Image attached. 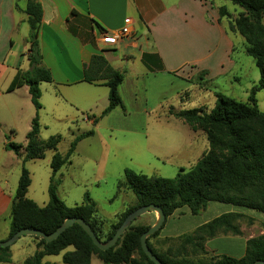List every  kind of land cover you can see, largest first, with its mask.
Segmentation results:
<instances>
[{
    "label": "crops",
    "instance_id": "crops-1",
    "mask_svg": "<svg viewBox=\"0 0 264 264\" xmlns=\"http://www.w3.org/2000/svg\"><path fill=\"white\" fill-rule=\"evenodd\" d=\"M32 1L40 4L43 10L37 39L42 67L52 75V83L40 85V140L41 129L46 127V111L50 108L60 119L69 123H74L77 117L68 114L64 104H70L81 111H91L83 122L96 129L102 122L98 118L101 116L104 119L110 114L103 115L109 105V88L101 83L90 84L84 81L85 66L94 56H103L114 70L124 74V81L119 88L123 102L129 92L136 94L139 87L146 92L157 80L169 83L183 80L190 86L181 93H175V97L171 95L169 102L194 99L192 109H204L206 112H210L216 105L215 91H212L216 88L214 82L237 69L238 61L234 55L235 38L239 34L229 30V21L235 19L241 11L232 13L229 1L226 0ZM27 3L28 0H0V241L9 239L13 199L22 168L29 162H23L26 137L37 114L28 86L9 91L17 73L30 69V26L29 16L25 12ZM222 7L228 10L230 17L220 16L219 10ZM127 20L132 21L131 38L119 41L114 46L105 45L101 34L117 33ZM46 95L52 97V103L46 102ZM174 105L175 108L170 106L174 111L182 109L179 103ZM161 107L162 112L168 109L166 104L165 108ZM152 109L145 106L141 114L154 118L150 116ZM194 133H200L199 137L205 142L199 157L201 159L208 152L209 143L205 134L200 131ZM19 136L24 142L18 145ZM9 144L20 146V155L9 150ZM186 151L178 147L169 155H164L166 158L175 157ZM182 157L187 159V155ZM180 169H184V165ZM30 178L32 185L31 174ZM181 210L186 211V214ZM178 212L193 219L189 222L207 212L210 215L203 217L190 229L186 227L184 230H176L172 227L163 230L160 238H176L191 233L224 214L243 216L238 220L241 236H218L207 241L206 248L214 256L227 255L240 259L245 256L247 241L264 235V216L252 209L210 202L203 215H193L188 207H184L167 220ZM29 237L34 255L38 241L33 236ZM13 246L10 247V261L0 264H25L33 256L26 254L20 258V247L11 249ZM66 251L69 252L68 249ZM66 251L58 256H46L43 262L64 264ZM91 264L103 263L93 257Z\"/></svg>",
    "mask_w": 264,
    "mask_h": 264
},
{
    "label": "trees",
    "instance_id": "trees-1",
    "mask_svg": "<svg viewBox=\"0 0 264 264\" xmlns=\"http://www.w3.org/2000/svg\"><path fill=\"white\" fill-rule=\"evenodd\" d=\"M239 6L242 11L229 21V30L239 34L246 43V53L252 57L260 71L261 80L247 102H239L221 93H215L216 105L210 111L204 109L171 112L194 132L206 135L209 150L188 172H182L173 179L149 177L132 170L125 171V186L136 197V204L124 210L112 224L110 232L103 238L99 229L95 202L88 194L84 203L68 207L57 195L59 180L57 174L69 162L77 143L93 133H86L71 145L65 156L58 152L52 159V179L49 187V203L40 207L27 198L31 185L30 173L22 168L16 194L11 209L9 238L17 232L30 229L44 234L54 233L68 218H82L92 228L98 239L109 241L127 216L139 207L158 206L167 218L177 210L188 207L193 215L203 213L210 202H219L258 211L264 216V112L258 107L256 91L264 90V0H226ZM30 26V69L19 71L12 81L9 91L28 86L37 114L32 120V129L27 134V146L23 162L41 160L47 151H57L60 136L43 141L39 139L40 123L38 113L42 83H52L49 70L42 67L38 44V32L43 10L40 4L28 0L26 11ZM220 16L230 17L225 7L220 8ZM84 81L90 84L101 83L109 88V105L103 115L123 107L120 85L124 74L114 70L103 56H94L84 69ZM7 148L20 155V146L9 144ZM239 214H224L200 226L191 233L176 238H165L160 243L169 242L173 247L160 251L151 244L157 239L163 227L148 238V246L163 264H255L264 262V235L247 241L245 256L237 259L227 255H212L206 248L207 241L218 236H241ZM137 221V220H136ZM151 225H135V222L120 238L118 243L107 251L96 247L84 229L75 224L52 242L33 237L38 241L35 254L25 264L44 263L46 256H58L69 248L63 256L64 264H91L95 257L103 264H154L141 246L142 235ZM10 247L0 248V262L10 261Z\"/></svg>",
    "mask_w": 264,
    "mask_h": 264
},
{
    "label": "rangeland",
    "instance_id": "rangeland-1",
    "mask_svg": "<svg viewBox=\"0 0 264 264\" xmlns=\"http://www.w3.org/2000/svg\"><path fill=\"white\" fill-rule=\"evenodd\" d=\"M228 5L232 13L242 11L231 2H228ZM235 43L234 57L238 61L237 69L227 77L215 81L216 88L211 90L238 100H248L252 90L259 85L261 74L255 60L246 53L245 40L238 35ZM189 86L190 84L183 80L174 83L157 80L146 92L139 87L138 93L126 94L123 107L111 112L107 118L102 119L101 116L98 118L102 121L98 129L94 126L88 127L83 122L91 111H81L70 104H64L68 114L77 117L74 123H69L60 119L51 108L48 109L45 116L46 127L41 129L40 137L42 140H48L53 136H60L61 139L57 151H48L44 159L29 161L24 165L32 177L28 198L40 207L49 203V187L53 174L51 164L54 155L56 152L62 156L67 155L77 138L92 132V135L77 143L69 162L57 174L56 179L59 180L57 195L68 207H75L84 203L85 195L88 194L96 204L99 229L105 238L110 232L111 225L117 223L124 209L136 204V197L131 190L125 186L119 189V184L125 183L126 170L149 177L173 179L179 173L190 171L197 164V159L200 160L205 145L199 137L200 133L191 132L192 129L190 130L188 125L171 114L178 111L170 107L175 108L174 104L179 103L181 110H192L194 99L169 102L171 95L175 97V93H181ZM166 96L168 98L165 99ZM255 97L259 109L264 112V90L256 91ZM51 98L50 95H46L48 104L52 103ZM165 104L170 109H166L167 113L161 109ZM145 106L148 109L153 108L150 116H155L154 118L141 114ZM23 142V138L19 136L18 145ZM178 147L187 151L175 157H165L164 154L169 155ZM182 155H187V159H183ZM183 165L184 169L181 170ZM181 212L186 214V211ZM209 215L210 212H207L195 221L189 222L193 219L178 212L166 220L161 232L172 227L176 230H184L186 227L190 229ZM156 218L157 214L150 212L138 218L135 225L152 226ZM162 239L159 235L157 239L151 240V244L160 251L173 247L169 242L160 243ZM16 247H20V258L26 254L33 255L29 236L20 238L11 249ZM71 250L72 248L68 249Z\"/></svg>",
    "mask_w": 264,
    "mask_h": 264
},
{
    "label": "water",
    "instance_id": "water-1",
    "mask_svg": "<svg viewBox=\"0 0 264 264\" xmlns=\"http://www.w3.org/2000/svg\"><path fill=\"white\" fill-rule=\"evenodd\" d=\"M154 212L157 214L156 222L150 227L148 231H146L142 237H141V246L144 251V253L147 255V257L154 263V264H163L159 258L153 254L151 249L148 246V238L153 236L155 233H157L165 224L167 217L163 213V211L155 205H148L139 207L136 210H134L132 213H130L125 221L122 223V225L118 228L115 235L106 243L100 241L94 231L92 230L91 226L82 218H68L64 221V223L52 234L47 235L42 233L38 230H30V229H24L19 232H17L15 235H13L11 238H9L6 241H0V248H8L14 245L20 238L23 236H33L38 237L46 242H52L55 239H57L63 232H65L68 228L72 227L75 224L80 225L84 231L87 233V235L92 239L94 245L98 247L102 251H107L111 248H113L120 238L125 234V232L130 228V226L140 217L150 213ZM255 264H264L262 261H258Z\"/></svg>",
    "mask_w": 264,
    "mask_h": 264
},
{
    "label": "built area",
    "instance_id": "built-area-1",
    "mask_svg": "<svg viewBox=\"0 0 264 264\" xmlns=\"http://www.w3.org/2000/svg\"><path fill=\"white\" fill-rule=\"evenodd\" d=\"M132 21L127 20L125 22L124 27L119 30L117 33L110 34V33H102L101 40L105 45L114 46L117 45L119 41L129 39L132 36Z\"/></svg>",
    "mask_w": 264,
    "mask_h": 264
}]
</instances>
